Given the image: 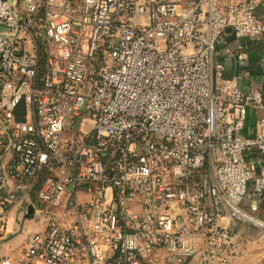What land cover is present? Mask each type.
<instances>
[{"label": "built area", "instance_id": "1", "mask_svg": "<svg viewBox=\"0 0 264 264\" xmlns=\"http://www.w3.org/2000/svg\"><path fill=\"white\" fill-rule=\"evenodd\" d=\"M260 3L0 0V230L31 192L44 217L4 262L235 264L238 221L264 243L241 206L264 192V94L212 70L227 29L264 33Z\"/></svg>", "mask_w": 264, "mask_h": 264}, {"label": "crops", "instance_id": "2", "mask_svg": "<svg viewBox=\"0 0 264 264\" xmlns=\"http://www.w3.org/2000/svg\"><path fill=\"white\" fill-rule=\"evenodd\" d=\"M256 14L264 21V4L257 6ZM243 53L240 60L238 54ZM213 73L219 65V71L226 79H232L242 89H258L264 94V33L254 38H236L227 29L223 37L213 49ZM259 111L249 108L243 133L247 136L256 133V122ZM255 164L257 174L264 175V154H250ZM19 190L14 192L17 195ZM251 195L245 197L241 206L264 220V192L255 205L249 203ZM31 197L8 207L4 213L2 229L0 230V264L7 256L17 255L25 244L30 233L43 227V218L34 211ZM235 234L237 255L235 264H264V243L260 239L259 228L248 221H238L232 225Z\"/></svg>", "mask_w": 264, "mask_h": 264}, {"label": "trees", "instance_id": "3", "mask_svg": "<svg viewBox=\"0 0 264 264\" xmlns=\"http://www.w3.org/2000/svg\"><path fill=\"white\" fill-rule=\"evenodd\" d=\"M36 47H37V54L39 56L38 65H39V74H40L41 71H43V69L45 68L44 63H45V56L47 54V51H46L47 46L44 43V41L38 37L36 39ZM23 117H24L23 104L20 103L14 111V118L16 120H22ZM32 195L35 196V193L31 192V196Z\"/></svg>", "mask_w": 264, "mask_h": 264}, {"label": "rangeland", "instance_id": "4", "mask_svg": "<svg viewBox=\"0 0 264 264\" xmlns=\"http://www.w3.org/2000/svg\"><path fill=\"white\" fill-rule=\"evenodd\" d=\"M31 198H32V200H33V202H34L35 204L39 205V202H38L36 196L32 195ZM43 218H44V217H43ZM43 220H44V219H42V221H43Z\"/></svg>", "mask_w": 264, "mask_h": 264}]
</instances>
